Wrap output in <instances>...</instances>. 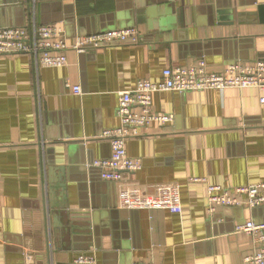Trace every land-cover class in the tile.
Returning <instances> with one entry per match:
<instances>
[{"label":"crops","instance_id":"crops-1","mask_svg":"<svg viewBox=\"0 0 264 264\" xmlns=\"http://www.w3.org/2000/svg\"><path fill=\"white\" fill-rule=\"evenodd\" d=\"M57 25L80 35L136 27L137 43L84 53L63 66L0 54V264H244L237 226L264 207L208 212V186L264 181V102L257 87L153 93V122L126 141L141 167L118 180L112 155L120 93L164 69L205 59L209 71L264 61V0H0V28ZM82 93L76 94L73 86ZM200 179V180H196Z\"/></svg>","mask_w":264,"mask_h":264},{"label":"built area","instance_id":"built-area-1","mask_svg":"<svg viewBox=\"0 0 264 264\" xmlns=\"http://www.w3.org/2000/svg\"><path fill=\"white\" fill-rule=\"evenodd\" d=\"M140 32L136 27L106 30L80 35L75 42L68 43L63 37V30L57 25L30 23L23 27L0 28V54L28 53L38 65L63 66L68 63L66 51L75 50L84 53L89 49L113 43H137ZM229 87H257L263 92L264 102V61L245 65L233 63L224 72L208 70L205 59H198L188 66H171L163 71L160 81L141 79L132 90L120 93L117 115L122 123L112 129H106L104 136L110 140L112 155L99 161L103 168V177L118 180L126 171H136L141 167L139 160L127 153L126 141L131 136H138L143 129L153 122L168 123L174 115L153 110V93L173 90L188 92L203 89H225ZM76 94L82 93L79 85L73 86ZM200 180V179H196ZM247 206L264 207V181L225 188L221 185L208 186V212L213 213L219 207ZM238 232L250 235L254 242V251L244 258V264H264V222L249 219L237 226ZM72 264H101L94 253L77 255ZM131 264H153L134 261Z\"/></svg>","mask_w":264,"mask_h":264}]
</instances>
